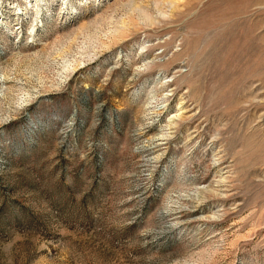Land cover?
Wrapping results in <instances>:
<instances>
[{"label": "rangeland", "instance_id": "rangeland-1", "mask_svg": "<svg viewBox=\"0 0 264 264\" xmlns=\"http://www.w3.org/2000/svg\"><path fill=\"white\" fill-rule=\"evenodd\" d=\"M0 264H264V0H0Z\"/></svg>", "mask_w": 264, "mask_h": 264}]
</instances>
